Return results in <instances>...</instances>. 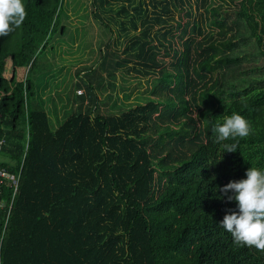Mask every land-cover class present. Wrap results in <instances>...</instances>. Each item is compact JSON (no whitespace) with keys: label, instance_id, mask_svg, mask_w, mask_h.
Instances as JSON below:
<instances>
[{"label":"trees","instance_id":"obj_1","mask_svg":"<svg viewBox=\"0 0 264 264\" xmlns=\"http://www.w3.org/2000/svg\"><path fill=\"white\" fill-rule=\"evenodd\" d=\"M63 1L22 0L24 20L0 37V168L18 178L0 213V264H264L219 225L235 210L219 188L264 169V0H91L107 38L98 54L113 22L150 98L102 114L93 66L77 75L90 108L51 120L29 75L64 33ZM233 113L250 134L214 142ZM12 190L3 183L5 201Z\"/></svg>","mask_w":264,"mask_h":264},{"label":"rangeland","instance_id":"obj_2","mask_svg":"<svg viewBox=\"0 0 264 264\" xmlns=\"http://www.w3.org/2000/svg\"><path fill=\"white\" fill-rule=\"evenodd\" d=\"M232 1L234 3L231 0H214V4L232 7L239 0ZM91 13V0H64L61 11V26L64 27V33L48 40L46 49L36 55L29 78L39 83L40 94L50 99L47 100L49 103L46 102V112L51 120L54 112L60 113V108L63 110L60 115L64 113V116L67 115L63 107L66 102L68 113L75 112L79 108L82 112H86L90 108L91 103L85 84L77 75L93 66L97 67L101 77L95 76L90 78V81L93 85L101 83L94 93L98 98L99 111L102 114L117 113L126 107L137 106L141 103L140 100L150 98L152 79H140L133 71L140 67L137 66L133 52L124 53L126 39L123 35L119 37V28L113 22H111L115 32L113 42L103 58L100 57L99 48L107 42V38ZM101 17L105 20L109 18L106 15ZM181 21L184 23L187 18L183 17ZM126 27L130 29L128 25ZM172 41L175 47L181 46L178 39L174 38ZM160 53L159 58L169 62V57L164 54L166 50ZM147 86L148 91H146ZM78 91H80L79 95ZM78 98H82V105Z\"/></svg>","mask_w":264,"mask_h":264},{"label":"clouds","instance_id":"obj_3","mask_svg":"<svg viewBox=\"0 0 264 264\" xmlns=\"http://www.w3.org/2000/svg\"><path fill=\"white\" fill-rule=\"evenodd\" d=\"M25 17L22 0H0V37L18 28ZM216 143L229 139L245 138L250 125L241 115L233 113L222 125L215 126ZM235 152L236 144H223V152ZM221 196L235 202V210H229L219 225L231 234L237 245L254 246L264 251V169L249 167L244 178L229 181L219 188Z\"/></svg>","mask_w":264,"mask_h":264},{"label":"built area","instance_id":"obj_4","mask_svg":"<svg viewBox=\"0 0 264 264\" xmlns=\"http://www.w3.org/2000/svg\"><path fill=\"white\" fill-rule=\"evenodd\" d=\"M77 94L79 95L80 94V91L77 92ZM2 142L0 141V146H1ZM17 181H18V178L10 173H8L7 170H5L4 168H0V213H5L6 214V217L9 216V213L12 209V205H13V199H14V196H15V193H16V190H17ZM5 182H8L11 184L12 186V195H11V198H10V201L7 202L5 201L2 196V185L3 183ZM6 223H7V219L5 220V223H4V228L6 226ZM3 228V229H4Z\"/></svg>","mask_w":264,"mask_h":264},{"label":"crops","instance_id":"obj_5","mask_svg":"<svg viewBox=\"0 0 264 264\" xmlns=\"http://www.w3.org/2000/svg\"><path fill=\"white\" fill-rule=\"evenodd\" d=\"M59 35L61 36V34H59ZM40 90H41V87L39 88V91H38L39 93H41ZM49 93H50V92H49ZM49 93H48V94H49ZM41 98H42V100H44V103H45V106H46V109H47V103H49V102L47 101V100H48V99H47L48 96L45 97L44 95L41 94ZM46 102H47V103H46ZM69 104H70V103H69ZM63 107H64V109H65L66 111L69 110V109H68V103H67V102L64 104ZM61 111H63V110L60 108V113L57 114V115H59L58 117L61 116V115H60V114H61ZM62 114H63V113H62ZM0 160H1V159H0Z\"/></svg>","mask_w":264,"mask_h":264}]
</instances>
